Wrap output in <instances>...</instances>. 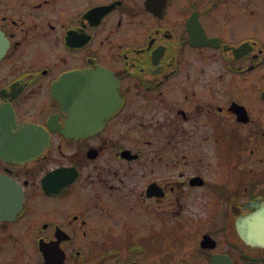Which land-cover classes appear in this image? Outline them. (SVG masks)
I'll use <instances>...</instances> for the list:
<instances>
[{"label": "flooded vegetation", "instance_id": "1", "mask_svg": "<svg viewBox=\"0 0 264 264\" xmlns=\"http://www.w3.org/2000/svg\"><path fill=\"white\" fill-rule=\"evenodd\" d=\"M263 239L264 0H0V264H264Z\"/></svg>", "mask_w": 264, "mask_h": 264}, {"label": "water", "instance_id": "2", "mask_svg": "<svg viewBox=\"0 0 264 264\" xmlns=\"http://www.w3.org/2000/svg\"><path fill=\"white\" fill-rule=\"evenodd\" d=\"M68 78H72L73 80L75 81H79L81 83L82 86L80 85H76L75 88H77L79 86L80 90H81V93H80V96H76L78 95V89L72 91V97L73 96H76V97H73V99L71 100L70 104H72V112H73V119H72V124L70 123L69 125L73 128L75 126V123H78V125H84V124H81L79 122H77L76 120V113L74 111V108L75 107H80L81 108V111H85L84 110V106L88 104V98H87V91L84 90V87H87V82L89 80V73L88 72H83V71H77V72H73L71 74H69ZM77 83V82H76ZM87 112V111H86ZM86 133H88L86 131ZM85 132L84 133H78V132H68L69 135H84L86 134ZM264 240V239H263Z\"/></svg>", "mask_w": 264, "mask_h": 264}]
</instances>
